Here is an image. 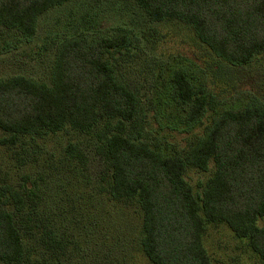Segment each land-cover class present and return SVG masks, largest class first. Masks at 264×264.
I'll return each instance as SVG.
<instances>
[{
    "label": "trees",
    "instance_id": "16d2710c",
    "mask_svg": "<svg viewBox=\"0 0 264 264\" xmlns=\"http://www.w3.org/2000/svg\"><path fill=\"white\" fill-rule=\"evenodd\" d=\"M68 1L0 0V32L14 31L18 42L32 41L39 17ZM135 2L152 21L192 27L220 58L222 72V62L244 67L264 53V0ZM96 32L80 30L61 41L50 83L25 75L0 77L3 144L17 156L27 139L84 135L104 160L100 191L110 201L140 208L141 245L152 264H214L204 243L211 223L246 238L264 262V82L258 83L257 75L240 81L238 88L250 86L253 97L243 108L222 110L206 85L195 86L186 69L176 70L174 97L186 107V122L203 128L167 154L152 142L150 101L128 73L139 37L121 28ZM83 142L66 145L69 165L84 166ZM188 167L211 171L200 195L186 178ZM68 248L53 217L41 209L38 180L25 175L17 186L1 177L0 262L59 264Z\"/></svg>",
    "mask_w": 264,
    "mask_h": 264
},
{
    "label": "rangeland",
    "instance_id": "374dc122",
    "mask_svg": "<svg viewBox=\"0 0 264 264\" xmlns=\"http://www.w3.org/2000/svg\"><path fill=\"white\" fill-rule=\"evenodd\" d=\"M120 28L139 37L138 56L128 73L150 101L152 142L167 154H174L176 147L182 148L203 128L186 122V107L174 97L176 70L186 69L195 86L206 85L222 110L243 108L253 97L250 86L238 88L240 81L257 75L258 83L264 82V53L239 68L221 60L222 72L217 69L220 58L199 40L192 27L180 21H152L135 0H69L39 17L32 41L18 42L16 32L1 30L0 77L25 75L50 83L55 52L63 39L80 30L104 35ZM253 83L258 85L256 80ZM6 137L0 129V178L4 176L17 186L25 175L38 180L41 209L53 217L68 241L69 248L59 264H152L141 245L140 208L110 201L100 191L104 160L84 135L57 133L38 142L27 139V148L20 149L17 156L3 144ZM78 137L84 141L87 161L75 167L64 157L66 145ZM22 156L28 160L24 164L18 160ZM210 175V170L187 168L186 178L196 195ZM204 243L214 264H264L248 240L236 236L225 224H209Z\"/></svg>",
    "mask_w": 264,
    "mask_h": 264
}]
</instances>
